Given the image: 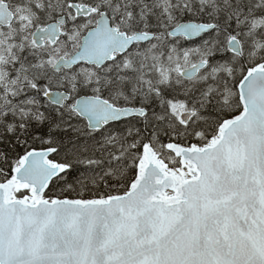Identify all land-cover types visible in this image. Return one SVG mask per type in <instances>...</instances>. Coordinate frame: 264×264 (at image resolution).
I'll return each mask as SVG.
<instances>
[{"label":"snow or ice","instance_id":"snow-or-ice-1","mask_svg":"<svg viewBox=\"0 0 264 264\" xmlns=\"http://www.w3.org/2000/svg\"><path fill=\"white\" fill-rule=\"evenodd\" d=\"M0 264H264V0H0Z\"/></svg>","mask_w":264,"mask_h":264}]
</instances>
